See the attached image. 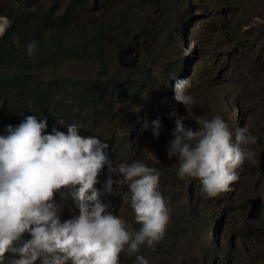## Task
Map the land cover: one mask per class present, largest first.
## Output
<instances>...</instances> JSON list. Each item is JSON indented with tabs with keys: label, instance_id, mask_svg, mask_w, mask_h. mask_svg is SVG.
<instances>
[{
	"label": "rangeland",
	"instance_id": "1",
	"mask_svg": "<svg viewBox=\"0 0 264 264\" xmlns=\"http://www.w3.org/2000/svg\"><path fill=\"white\" fill-rule=\"evenodd\" d=\"M28 1L0 0V33L8 26L7 9L13 8L17 16ZM98 19L109 24L108 65L69 59L49 66L42 75L67 81L105 79L115 90H124L100 120L97 113L98 123L79 127L81 135L106 140L113 167L140 160L160 170L158 187L169 221L163 239L154 248L141 245L139 254L150 264H222L224 255H228L224 264H264V207L259 220L247 221L250 200L259 196L264 204V169L258 168L264 149V0H87L80 24L87 27ZM232 30L240 33L241 43L231 39ZM118 52L123 57L116 58ZM178 78L190 81L187 91L195 102L187 107L174 99ZM99 102L106 106L109 101L105 96ZM173 109L188 117L184 124L194 130L195 117L220 115L230 130L239 124L256 137L247 146L254 161L245 160L229 188L215 197L203 196L196 178H179L176 157L169 159L166 154L174 121L165 116ZM157 118L162 130L153 138L151 121ZM67 125L54 127L66 132ZM113 171L105 165L98 174L95 187L102 190L100 199L106 210L138 229L130 205L123 200L127 188L116 184L119 174ZM109 176L110 193L103 191ZM53 199L61 200L59 192ZM63 205L61 220L78 213L70 197ZM134 261L135 254L120 253L119 264Z\"/></svg>",
	"mask_w": 264,
	"mask_h": 264
},
{
	"label": "clouds",
	"instance_id": "2",
	"mask_svg": "<svg viewBox=\"0 0 264 264\" xmlns=\"http://www.w3.org/2000/svg\"><path fill=\"white\" fill-rule=\"evenodd\" d=\"M25 51L33 56L36 41L28 42ZM189 87L187 78L175 79L173 84L174 99L185 107L195 102ZM168 116L174 127L166 154L169 159L176 157L177 176L196 178L206 198L227 190L236 179V169L245 160L254 161L247 146L256 137L246 128L233 133L220 115H213L195 117L194 130L184 124L188 117L174 109ZM47 127L45 117L30 114L16 125L4 126L0 133V264L6 253L9 264H36L38 260L40 264H119L122 251L135 254L134 264H150L139 254L140 246L154 248L169 221V209L158 187L160 170L140 160L113 167L106 140L81 135L75 123L68 124L66 132L54 126L45 131ZM161 130L160 119H153V138ZM105 165L118 172L116 184L126 186L123 200L130 205L138 229L102 203V190L95 185ZM112 187L109 176L103 191L110 193ZM54 192H59L60 201L53 199ZM68 197L78 213L61 220Z\"/></svg>",
	"mask_w": 264,
	"mask_h": 264
},
{
	"label": "trees",
	"instance_id": "3",
	"mask_svg": "<svg viewBox=\"0 0 264 264\" xmlns=\"http://www.w3.org/2000/svg\"><path fill=\"white\" fill-rule=\"evenodd\" d=\"M62 3L63 0H51L45 5L29 0L17 16L13 8L4 14L8 26L0 34V133L4 126L16 125L30 114L47 119L45 131L54 125L98 123L106 108L124 96V90H115L105 79L67 81L43 77V70L53 61L56 64L72 59L105 67L111 56L110 42L105 40L109 24L98 19L84 27L79 22L87 0H70L65 6ZM239 35L235 30L230 33L235 43H241ZM30 41H36L31 57L25 51ZM115 56L121 58L123 54L118 52ZM163 94L159 92V97ZM105 96L109 102L103 106L99 101ZM232 107L238 114L237 105ZM23 237L26 239L24 234ZM224 260L228 261V255H224ZM3 264H9L7 253Z\"/></svg>",
	"mask_w": 264,
	"mask_h": 264
},
{
	"label": "water",
	"instance_id": "4",
	"mask_svg": "<svg viewBox=\"0 0 264 264\" xmlns=\"http://www.w3.org/2000/svg\"><path fill=\"white\" fill-rule=\"evenodd\" d=\"M260 169H264V149L260 153V164H259ZM264 207V204L262 202V199L260 197L256 199H251V209L248 212V220L250 223H254L257 220H259L260 215H261V210Z\"/></svg>",
	"mask_w": 264,
	"mask_h": 264
},
{
	"label": "bare ground",
	"instance_id": "5",
	"mask_svg": "<svg viewBox=\"0 0 264 264\" xmlns=\"http://www.w3.org/2000/svg\"><path fill=\"white\" fill-rule=\"evenodd\" d=\"M200 4H201V3H200ZM205 6H206V5H205ZM212 6H213V4H211V7H212ZM208 7H209V5H208ZM196 9H197V8H196ZM210 13H212V12H210ZM9 14H10V13H9ZM0 28H2V26H0ZM3 31H4V30H3ZM3 31H2V33H3ZM54 31H55V29H54ZM2 33H0V34H2ZM55 35H56V34H55ZM57 38H58V37H57ZM59 39H60V38H59ZM53 62H54V61H53ZM53 62H52V64H53ZM54 63H55V62H54ZM50 64H51V63H49V66H50ZM52 64H51V66H52ZM54 65H55V64H54ZM47 66H48V65H47ZM44 68H45V67H44ZM42 69H43V68H42ZM37 74H38V73H37ZM40 77H41V76H40ZM43 77H45V76H43ZM162 106H163V105H162ZM224 106H225V105H224ZM226 107H227V105H226ZM168 108H169V107H168ZM163 111H164V110H163ZM165 112H166V111H165ZM165 112H164V113H165ZM162 113H163V112H162ZM165 117L167 118L168 115H166ZM169 119H170V118H169ZM171 120H172V119H171ZM165 122H166V121H165ZM171 122H172V121H171ZM172 123H173V122H172ZM173 126H174V125H173ZM237 127H238V126H237ZM169 128H170V127H169ZM172 128H173V127H172ZM172 128H171V129H172ZM247 220H248V218H247ZM249 221H250V220H249ZM249 221H248V222H249ZM245 222H246V221H245ZM249 224H250V222H249ZM249 249H250V248H249ZM224 261H225V260L222 259V261H221L222 264H224ZM162 264H167V262H163Z\"/></svg>",
	"mask_w": 264,
	"mask_h": 264
}]
</instances>
